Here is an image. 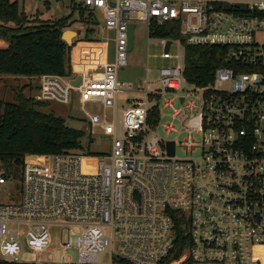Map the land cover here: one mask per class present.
Here are the masks:
<instances>
[{
    "label": "built area",
    "instance_id": "1",
    "mask_svg": "<svg viewBox=\"0 0 264 264\" xmlns=\"http://www.w3.org/2000/svg\"><path fill=\"white\" fill-rule=\"evenodd\" d=\"M69 1L72 11L86 12L83 24L98 35L113 32V60L98 75L35 77L36 100L70 105L77 95L87 137L93 142L99 132L110 151L28 156L13 167L0 160V264H264V0ZM136 22L146 23L148 33L167 24L178 28L175 39H154L165 49L171 42L162 57L177 61L160 69L156 82L148 71L139 85L119 78L129 65ZM186 46L224 47L231 67H219L205 84H190ZM7 47L0 39V49ZM127 94L132 100L119 107ZM89 103L101 113L87 112ZM166 109L188 135L184 142L157 133ZM164 130L176 132L172 124ZM178 147L200 155L177 159ZM54 231L76 262L24 258L51 250ZM180 234L188 247L170 260Z\"/></svg>",
    "mask_w": 264,
    "mask_h": 264
},
{
    "label": "trees",
    "instance_id": "2",
    "mask_svg": "<svg viewBox=\"0 0 264 264\" xmlns=\"http://www.w3.org/2000/svg\"><path fill=\"white\" fill-rule=\"evenodd\" d=\"M76 12L83 23L86 12L72 11L71 16ZM71 16L42 20L38 14L27 15L17 1L0 0V37L8 44L7 48L0 49V77L32 79L41 75H72L67 53L76 40L73 46L63 40L64 31L73 24ZM87 31L84 41H101L90 38L89 34L96 32L94 29L88 28ZM149 37L175 39L178 28L171 24L155 27ZM226 55L224 47L186 46L187 81L200 85L211 81L216 69L231 67L225 61ZM48 103L27 97L23 92H17L12 102L0 100V160L3 163L13 167L28 156L82 150L85 134L67 126L64 119L42 112ZM156 115V111H152L151 123L156 122ZM187 247L180 234L170 260L179 259Z\"/></svg>",
    "mask_w": 264,
    "mask_h": 264
},
{
    "label": "rangeland",
    "instance_id": "3",
    "mask_svg": "<svg viewBox=\"0 0 264 264\" xmlns=\"http://www.w3.org/2000/svg\"><path fill=\"white\" fill-rule=\"evenodd\" d=\"M19 4L21 7H24L27 15L31 16L38 14L42 20H59L65 17H70L72 14V9L70 7L71 3L69 0H20ZM99 17L102 24L104 22L103 14L99 13ZM71 21L73 22L72 26L64 31V33L67 31L78 33V37L75 38V45L67 53V60L70 61L72 69L79 66H96L100 61L99 59L102 51V54L105 55L104 60H113L114 45L111 40L113 32L110 29L102 31L100 35L96 32L89 34L90 38L99 39L103 42L102 44L95 46L94 42L84 41L88 34L87 30L90 27L80 21L77 12L71 16ZM94 27L95 26H92V28ZM260 38L263 39L264 36H261ZM178 51V47L173 45L171 48V55L173 57L177 56ZM164 53L165 47L149 37L146 23L136 22L134 48L128 55L129 65L121 68L119 71L120 80L139 85L147 77L148 71L150 82H156L158 79V71L160 69L173 68L177 65L175 58L170 60L164 59L162 57ZM85 71L89 73L88 69H85ZM38 86L39 80L37 79L29 80L27 77L15 78L13 76L0 77V100L12 102L17 92H23L25 96H30L36 99L39 95L36 91ZM167 98H170V96ZM48 104L49 105L46 108L41 110L42 112L54 114L56 117L64 119L67 126L80 130L85 134V137L82 139L83 151L94 155L110 151L109 139L102 136L99 132L93 142H90V138L87 137L88 134L84 130L87 117L83 111V107L79 103L77 95H73L72 103L70 105H65L56 101L49 102ZM127 105L128 104L123 98L119 100V107ZM178 108H180V104L176 103L175 109ZM84 109L89 113H101V107L97 104L89 103ZM173 113V109H166L162 112V118L158 125L157 133L164 138L184 142L188 138V135L180 133L181 125L179 122L173 120ZM168 124L175 126V133L167 134L165 132V126ZM193 139H195L196 142H201V138L198 135H194ZM178 145L180 144L178 143ZM199 155L200 150H196L191 154L187 153L181 147H178L176 152L177 159L197 158ZM4 192V186H0V200H3ZM60 240V233L54 231V243L51 250L46 251L35 258L32 257L31 253H27L24 258L26 260L37 259L41 263H60L62 258L66 256L71 261L76 262L77 254L74 251L65 252L61 250Z\"/></svg>",
    "mask_w": 264,
    "mask_h": 264
},
{
    "label": "water",
    "instance_id": "4",
    "mask_svg": "<svg viewBox=\"0 0 264 264\" xmlns=\"http://www.w3.org/2000/svg\"><path fill=\"white\" fill-rule=\"evenodd\" d=\"M71 33L73 35H71ZM77 37H78V33L73 32V31H67L63 34V40L66 41L69 46H73V39ZM134 41H135V25L132 24L129 30V51L133 50ZM170 43L171 42H168L165 51L169 49ZM79 80L80 78L77 79V83L79 82ZM167 147H168L169 154L171 156H174L175 155V144L173 142L169 143Z\"/></svg>",
    "mask_w": 264,
    "mask_h": 264
},
{
    "label": "crops",
    "instance_id": "5",
    "mask_svg": "<svg viewBox=\"0 0 264 264\" xmlns=\"http://www.w3.org/2000/svg\"><path fill=\"white\" fill-rule=\"evenodd\" d=\"M74 39H73V44H74V42L76 40V39L75 40ZM102 43H103L102 41L94 42L95 46L100 45ZM102 52L100 54V59H99L100 61H99V63L96 66H89V65H87V66H79L77 68H73L72 69V74L75 75V74H78V73L83 72V71L86 72L85 69H88L90 74L92 73V74H97L98 75L101 72V70H102L101 69L102 64L107 61V60H104L105 55H103ZM29 80H35V78H32V79L29 78ZM38 89H39V86L37 87V90H36L37 92H38ZM122 98L126 102L128 99L132 100L133 95H129V94L122 95V96H120L119 100L122 99ZM126 103L129 104L130 102H126ZM123 105H125V104H123Z\"/></svg>",
    "mask_w": 264,
    "mask_h": 264
},
{
    "label": "bare ground",
    "instance_id": "6",
    "mask_svg": "<svg viewBox=\"0 0 264 264\" xmlns=\"http://www.w3.org/2000/svg\"><path fill=\"white\" fill-rule=\"evenodd\" d=\"M71 35H73V34L71 33Z\"/></svg>",
    "mask_w": 264,
    "mask_h": 264
}]
</instances>
